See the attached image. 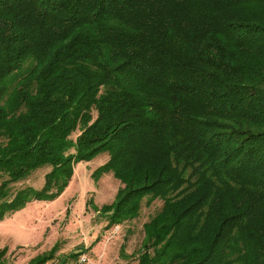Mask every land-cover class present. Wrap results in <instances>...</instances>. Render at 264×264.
<instances>
[{"label": "trees", "instance_id": "trees-1", "mask_svg": "<svg viewBox=\"0 0 264 264\" xmlns=\"http://www.w3.org/2000/svg\"><path fill=\"white\" fill-rule=\"evenodd\" d=\"M101 152L137 264H264V0H0V219Z\"/></svg>", "mask_w": 264, "mask_h": 264}, {"label": "rangeland", "instance_id": "rangeland-1", "mask_svg": "<svg viewBox=\"0 0 264 264\" xmlns=\"http://www.w3.org/2000/svg\"><path fill=\"white\" fill-rule=\"evenodd\" d=\"M108 159L109 153L101 152L89 161L77 162L74 176L60 196L27 202L0 219V251L7 249L3 264H32L45 256L49 257L45 264H66L79 253L93 255L102 264H137L144 223L162 208L163 200L150 205L144 200L138 217L107 226L110 214L101 208L112 203L123 186L112 172L99 179L93 176ZM50 169V165L36 168L16 187L41 189Z\"/></svg>", "mask_w": 264, "mask_h": 264}, {"label": "built area", "instance_id": "built-area-1", "mask_svg": "<svg viewBox=\"0 0 264 264\" xmlns=\"http://www.w3.org/2000/svg\"><path fill=\"white\" fill-rule=\"evenodd\" d=\"M66 264H102L99 258L90 255L89 257H82V253L78 254L76 258L71 259Z\"/></svg>", "mask_w": 264, "mask_h": 264}]
</instances>
